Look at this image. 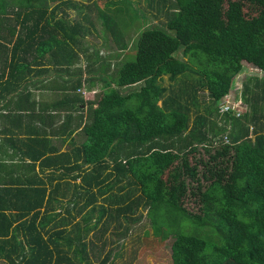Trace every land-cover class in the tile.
<instances>
[{
  "label": "trees",
  "instance_id": "trees-1",
  "mask_svg": "<svg viewBox=\"0 0 264 264\" xmlns=\"http://www.w3.org/2000/svg\"><path fill=\"white\" fill-rule=\"evenodd\" d=\"M123 1L105 0L113 19L121 25L126 19L123 29L137 32L128 41L117 36L120 51L132 40L135 49L120 63L78 39L96 28L92 12L85 13L83 28L81 19L72 21L68 12L56 19V11L33 0H0V100L12 104L17 130L26 134L7 139L18 163L11 168L16 176L0 183V264H108L111 252L101 258L108 242L98 245L89 234L101 240L116 222L127 225L118 234L125 238L130 224L142 219L140 207L156 208L169 232L183 219L211 227L208 237L175 233L172 264H264V0H148L155 17H166L162 27L148 30L137 26L134 4L122 7ZM97 12L105 21V12ZM181 48L187 60L176 56ZM246 64L263 75L244 81L242 115L220 113ZM52 67L66 76L43 86L59 95L52 107L66 112L65 126L49 132L24 127L36 100L22 84ZM165 76L182 83L166 86ZM97 81L101 89L86 98L84 89L92 91ZM78 129L80 145L61 153L52 146L51 137ZM38 161L65 169L49 175L56 187L49 190ZM78 178L63 215L53 197L62 180L69 185ZM99 197L107 204H97ZM190 198L197 212L185 206Z\"/></svg>",
  "mask_w": 264,
  "mask_h": 264
},
{
  "label": "rangeland",
  "instance_id": "rangeland-1",
  "mask_svg": "<svg viewBox=\"0 0 264 264\" xmlns=\"http://www.w3.org/2000/svg\"><path fill=\"white\" fill-rule=\"evenodd\" d=\"M47 1V0H45ZM98 1L94 2L97 4V9L100 12H104L105 10L100 8L98 5ZM148 0H124L123 2L120 3L122 7H126L128 3H133L134 7L138 9V14L141 16V20L139 22H136L137 26L142 27V29H149V28H154L155 26H163V22H165L166 17L164 13H158L159 17H155L154 14L157 13V10L154 9V7H151L148 4ZM42 6L44 8L45 3H42ZM121 7V8H122ZM115 11H117V8H114ZM79 13V12H78ZM108 14V15H107ZM126 14H124V18L126 17ZM114 15V14H113ZM105 16L106 19L105 21L103 19L98 18V12L94 20V26L96 28H90L86 33L85 36L79 34L78 39L81 42L88 43L92 42L93 44V50L94 47L100 51V54L102 56H106L110 58V60H113L114 62H122L123 60H126L129 57H134L135 55V49L133 48V40L130 41V45L127 50L125 51H120L119 50V40L116 39L117 36L120 37L121 35H125V39L128 41L129 36L135 38L137 36V32H134V29L131 31H128L127 29L124 30L123 27L125 28V21L124 19L123 25L118 24L116 19H113L110 11L107 9L105 11ZM119 22L122 21L123 18L119 17ZM83 26L85 27V15H82ZM105 22V23H103ZM91 25V24H89ZM139 29V27L137 28ZM117 30V33L115 32ZM137 31V30H136ZM83 30L81 29L79 33H82ZM92 32V33H91ZM171 34H173V31H169ZM91 33V35H88ZM119 33V35H118ZM88 35V36H87ZM87 36V37H86ZM131 47V48H130ZM92 50V49H91ZM120 55L119 58H116ZM113 55V56H111ZM176 56L187 60L188 57L183 55V48H181L177 53ZM85 57L83 56V59ZM85 64V61H84ZM262 76L263 71L257 68L256 66H252L249 64H246V70L242 72V74L238 77V82L237 85L235 86V89L233 92L228 94L226 96V100L229 101L231 104H239L241 103V106H243V101L242 99L239 98L242 93V87L243 83L245 80L248 79L249 76ZM84 77L88 75H83ZM162 83L166 86L169 87H176V89L180 86L182 83L181 80H178V82L171 81L168 76L164 77V80ZM102 85V82L97 81L96 90H100ZM95 90L93 91H87L84 89L83 93L86 98H93L95 95ZM97 95V94H96ZM205 94L201 95L200 99L205 100ZM239 98V99H238ZM161 103V102H159ZM203 103V102H202ZM238 106V105H236ZM193 112L196 110L193 106ZM239 107V106H238ZM245 108V106H243ZM194 118V115H192V119ZM190 122V126H191ZM252 130V129H251ZM202 151H204L202 149ZM70 196V195H69ZM107 204L106 201L102 198L99 197L98 203L97 204ZM61 206V205H60ZM68 205L63 202V207L61 206L63 215L65 213V209ZM185 206L187 207L188 210L197 212L198 208L196 206L195 201L193 198H190L186 201ZM139 213L142 215V219L135 224H130V231L126 234L125 238H120L118 234L120 232H123V229L127 226L126 224H123L122 226H118V223L114 222L111 225V228L109 231L103 236L101 240H98L95 236L94 232H91L89 234V237L93 239L95 242H97L98 245H103L104 241H107V247L104 249L105 251L102 253L101 258H103L107 253H110L109 261L108 264H172V258H171V243L173 241V236L175 233H177L179 230L183 231L184 233H199L203 237H208L211 235V227L207 224L202 223L200 225L195 224L191 220H182L181 228L178 229L177 224L175 223L174 230H171L169 232L163 225H161L158 220V212L156 208H147L144 209V207H140ZM163 213L161 210L159 214ZM166 217L169 218V215L164 213ZM138 217V216H137ZM78 219H82L81 215H78ZM77 219V220H78ZM158 222H157V220ZM104 220V219H103ZM103 220L102 223L103 224ZM170 223L172 222L171 217L169 218ZM125 222V221H124ZM143 227V228H140ZM213 238H217L214 236ZM113 239V242L111 240ZM118 239L117 242L114 240ZM120 244H123V247L120 249L119 246ZM117 251V252H116ZM93 260H97L93 256ZM1 264H6V263H1Z\"/></svg>",
  "mask_w": 264,
  "mask_h": 264
},
{
  "label": "crops",
  "instance_id": "crops-1",
  "mask_svg": "<svg viewBox=\"0 0 264 264\" xmlns=\"http://www.w3.org/2000/svg\"><path fill=\"white\" fill-rule=\"evenodd\" d=\"M27 1V0H25ZM45 0H33L34 4H37L38 6H40V8L46 10L47 8L49 9V12L52 11H56V19L60 18L61 16H63L65 14V12L69 13V19H72V21H74L75 19H82V15H85L86 12L90 13L92 12V20H95V14H97V4H95L94 2H96L97 0H76L79 2L84 3V9L82 11H79L76 7L74 6H69L67 8L66 5L63 4L62 0H47L45 3V6L43 8L42 3ZM29 2V0H28ZM31 2V0H30ZM98 5L100 8L105 9L106 7V3L105 0H100L98 1ZM12 7V6H11ZM13 10V9H12ZM16 10V8H15ZM104 11V12H105ZM78 12L80 13L79 16ZM111 13V12H110ZM86 16V15H85ZM84 75H86L84 73ZM6 76V75H5ZM65 72L59 70L57 71L55 68H50V71L40 74L36 77H34L28 84H22V86L26 89H28L29 91L32 92V98L36 100V102H34L35 104H32V106L34 105L36 111L34 112V115L32 117H28L26 116L25 118H23L22 123L25 124L24 127L28 124L29 126H31L32 128L34 127H40L41 130L43 129H48V132L51 129H56L58 127L61 126H65L63 123L65 119H67L66 117V112L62 111L61 113H59L57 108H53L52 105L55 103H58L56 101H58V96L56 94L55 90H49V89H44L43 83H47L50 82L51 80H56L59 79L60 81L62 80V78H64ZM35 81V82H33ZM40 82V83H38ZM35 83V84H33ZM38 83V85H37ZM96 90V88H92V91ZM8 101L7 100H0V165H7V169L6 171H0V183H3L6 180H10L12 178H14L16 176V173L13 169H11L13 166V163H18V159H16L15 155L17 152V150L12 146L11 142L7 139L12 138L11 136L20 134L17 130V123H15V116L13 115L14 113L12 112L13 106L12 104H10L8 107H6ZM10 103V102H9ZM26 103V102H25ZM30 103H27V105H29ZM50 109H51V113H50ZM86 110V108H84ZM40 110H42V113H40ZM45 110V111H44ZM78 113L79 111H77L75 113V116L73 118V123L79 121V117H78ZM86 113V112H85ZM43 115V118H42ZM42 119H44V123L42 121ZM77 119V120H76ZM70 124H67V126H69ZM50 126L52 128H50ZM19 136H26V134H20ZM67 136V135H66ZM59 137V136H53L51 137V143L52 146H55L56 148L60 149V153L67 151V150H72V148L74 147V145H80L84 134L81 131V129H78L77 131H75V133L72 136L69 137ZM13 156V157H12ZM69 161H67L65 159L64 163H68ZM75 161L71 160V162H69V164H74ZM65 169H61V167H58L56 165H51V166H41L40 165V161H38L37 163V172L41 173V175L44 177V179L46 180V185L49 188V190L51 188H54L57 186L58 181L54 180V181H50L48 179L49 175L52 172H56V173H60L63 172ZM70 173L72 175L77 173V170H72L70 171ZM61 188H60V192L59 194L55 195L56 197L53 198H58V201H56L55 199L52 201L53 204H55L56 208H58V211L61 209L60 205H63V202L66 204H69L70 199L74 198V191L76 188H79L76 186V184L81 183V179L78 178L77 181H73L71 180V184L67 185L65 183L64 180L61 181ZM70 195V196H69ZM52 225V224H51ZM50 225V227H51Z\"/></svg>",
  "mask_w": 264,
  "mask_h": 264
},
{
  "label": "built area",
  "instance_id": "built-area-1",
  "mask_svg": "<svg viewBox=\"0 0 264 264\" xmlns=\"http://www.w3.org/2000/svg\"><path fill=\"white\" fill-rule=\"evenodd\" d=\"M238 105V106H236ZM243 106H241V103L239 104H231L229 101H227L226 99H223L222 102L219 105V111L220 113H226V112H233L234 115L236 116H240L243 113Z\"/></svg>",
  "mask_w": 264,
  "mask_h": 264
}]
</instances>
